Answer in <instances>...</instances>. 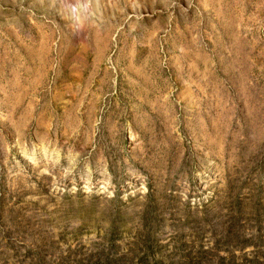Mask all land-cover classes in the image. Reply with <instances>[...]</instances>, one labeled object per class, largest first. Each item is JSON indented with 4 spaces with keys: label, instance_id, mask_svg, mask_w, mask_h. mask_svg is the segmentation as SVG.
I'll use <instances>...</instances> for the list:
<instances>
[{
    "label": "rangeland",
    "instance_id": "obj_1",
    "mask_svg": "<svg viewBox=\"0 0 264 264\" xmlns=\"http://www.w3.org/2000/svg\"><path fill=\"white\" fill-rule=\"evenodd\" d=\"M0 264H264V0H0Z\"/></svg>",
    "mask_w": 264,
    "mask_h": 264
},
{
    "label": "bare ground",
    "instance_id": "obj_2",
    "mask_svg": "<svg viewBox=\"0 0 264 264\" xmlns=\"http://www.w3.org/2000/svg\"><path fill=\"white\" fill-rule=\"evenodd\" d=\"M80 28V27H79Z\"/></svg>",
    "mask_w": 264,
    "mask_h": 264
}]
</instances>
